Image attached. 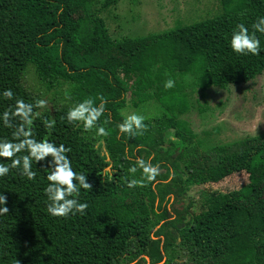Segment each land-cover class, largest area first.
<instances>
[{"label":"trees","instance_id":"16d2710c","mask_svg":"<svg viewBox=\"0 0 264 264\" xmlns=\"http://www.w3.org/2000/svg\"><path fill=\"white\" fill-rule=\"evenodd\" d=\"M116 2L0 0V92L14 94L0 98V113L11 112L16 99L33 104V136L70 148L73 170L91 185L81 189L85 214L63 218L46 210V163L32 164L34 181L15 169L0 178L8 208L0 216V264H264V134L215 143L185 119L191 89L245 83L264 69V34L256 33L258 55L239 56L228 46L236 24L251 31L264 16V0H220L213 17L114 39L102 13ZM28 67L50 106L35 107L43 98L22 83ZM167 79L173 88L163 87ZM85 98L105 102L97 123L108 136L66 121L68 109ZM155 106L142 136L118 134L129 107L133 113ZM46 120L55 125L46 128ZM17 123L0 125V138L12 139ZM137 157H152L160 173L153 183L129 188L127 179L141 178L139 169L128 172ZM240 171L249 196L192 208L175 224L170 197L159 202L163 186L179 184L182 197Z\"/></svg>","mask_w":264,"mask_h":264},{"label":"rangeland","instance_id":"374dc122","mask_svg":"<svg viewBox=\"0 0 264 264\" xmlns=\"http://www.w3.org/2000/svg\"><path fill=\"white\" fill-rule=\"evenodd\" d=\"M220 11V0H117L102 15L106 18L105 25L110 36L120 39L169 30L213 17ZM22 83L47 102L32 67L26 69ZM188 97L190 111L185 119L193 132L206 136L211 142L223 143L248 135L264 134V69L248 82L191 89ZM47 105L50 106V103L47 102ZM132 111L133 108L129 107L125 113L130 115ZM134 112L150 117L156 114L157 107ZM180 189L179 184L166 185L159 192L160 203L170 197L173 224L189 214L192 208L204 210L229 197L249 196L251 193L244 171L235 172L218 183L193 186L182 197L179 196ZM158 235L163 236V233Z\"/></svg>","mask_w":264,"mask_h":264},{"label":"clouds","instance_id":"9594fccd","mask_svg":"<svg viewBox=\"0 0 264 264\" xmlns=\"http://www.w3.org/2000/svg\"><path fill=\"white\" fill-rule=\"evenodd\" d=\"M256 33L264 34V16L258 17L252 25L250 31L243 23H238L231 30L228 46L234 54L239 56L258 55L261 50V42ZM165 89L174 87L173 79L163 82ZM0 98L12 100L14 98L11 89L0 92ZM45 100H40L35 107L43 108L46 106ZM104 101L101 99L99 104H95L93 99L85 98L74 103L65 113V119L69 124L82 127L84 131L95 130L98 137H106L109 131L100 126L97 122L105 113ZM38 113L34 112V105L26 103L22 99L15 100V106L11 112L0 113V125L6 128L13 127V121L18 119L12 139L0 138V178L7 177L11 170H18L19 174L26 177L28 181H34L37 173L32 169V164L41 162V168L47 164L51 169L46 175L47 186L43 193L47 200L46 210L49 216L68 218L77 214L84 215L88 208L87 202L80 200L81 189L88 191L91 189L90 183L86 182L84 173L73 170L69 157L71 149L64 144H55L47 139H36L32 133L34 117ZM145 117L133 112L123 118L122 122L117 123L118 134L128 137L143 135L147 130L144 123ZM46 128L55 125L54 120L43 121ZM67 154V155H66ZM46 157H51L45 161ZM152 157L148 160L137 157L135 163L131 165L128 172L133 176L140 170V179H127L126 184L129 188L144 187L153 183L160 173L159 165L153 164ZM106 173L108 169L104 170ZM108 175V179H111ZM171 179V177H169ZM6 197L0 193V216L8 213L5 206ZM155 238V237H153ZM132 264H137L132 261ZM161 264H164L161 261Z\"/></svg>","mask_w":264,"mask_h":264}]
</instances>
